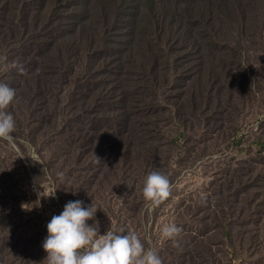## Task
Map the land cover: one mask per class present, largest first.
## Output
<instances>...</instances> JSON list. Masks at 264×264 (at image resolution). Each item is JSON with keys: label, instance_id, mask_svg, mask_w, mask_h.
I'll return each mask as SVG.
<instances>
[{"label": "rangeland", "instance_id": "obj_1", "mask_svg": "<svg viewBox=\"0 0 264 264\" xmlns=\"http://www.w3.org/2000/svg\"><path fill=\"white\" fill-rule=\"evenodd\" d=\"M72 1L50 20L51 0H0V83L16 91L15 147L0 139V264H47V224L75 200L97 208L101 235L133 231L163 264H264V0H235L248 7L223 10L207 38L175 24L173 53L155 59L127 55L121 35L86 58L81 38L99 27L91 0ZM63 43L74 86L61 82ZM152 171L173 185L154 209ZM170 222L175 240L161 235Z\"/></svg>", "mask_w": 264, "mask_h": 264}, {"label": "trees", "instance_id": "obj_2", "mask_svg": "<svg viewBox=\"0 0 264 264\" xmlns=\"http://www.w3.org/2000/svg\"><path fill=\"white\" fill-rule=\"evenodd\" d=\"M72 3V0H51L49 2L50 20L56 16L54 14L55 6L67 8ZM235 7L244 9L248 6L242 8L241 4L235 0H91L89 8L85 11L92 21L93 9L99 28L95 32H92V28L89 31V36L81 38V41L89 44L86 58L98 49L101 41L105 46L106 40L112 42L110 39L118 44L124 42L122 49L126 51L127 55L153 56L154 59L164 53L170 56L173 53L174 39L172 36L175 24L190 27L192 31L197 28V35L207 38L206 31L208 30L213 35L211 28L214 20H221L220 17L225 13L223 10H234ZM88 12L90 13L88 14ZM216 15L217 17H215ZM202 27H206L205 30ZM120 28L128 29L129 33L120 31ZM81 31L82 26L79 33ZM61 32H63L62 29ZM120 35L121 39L117 42L115 38ZM61 38L63 39L62 34ZM127 41L133 42L132 48L128 47ZM72 57L67 44H61V82L66 85L68 83L70 86H74V82L80 83L81 79L75 75L76 64L72 62ZM151 72H156V69L152 68ZM70 75L74 76L71 81ZM122 96L124 97V92ZM138 112L141 113L140 109H137V115ZM128 125L130 126V122ZM152 125L155 126V123ZM138 127L142 129L141 124ZM145 142H149V140ZM128 150L131 152L132 146L129 145ZM151 150L152 154L145 158V165H149L150 160L156 158L157 147L151 145ZM139 152L140 150H137L135 154H139Z\"/></svg>", "mask_w": 264, "mask_h": 264}, {"label": "clouds", "instance_id": "obj_3", "mask_svg": "<svg viewBox=\"0 0 264 264\" xmlns=\"http://www.w3.org/2000/svg\"><path fill=\"white\" fill-rule=\"evenodd\" d=\"M0 58V62L6 61ZM5 67L7 65L5 64ZM19 71L24 72L23 66ZM16 96L15 89L0 83V139L15 147L16 122L14 116L5 111ZM35 158V157H33ZM101 160L96 157V162ZM173 185L162 172H150L143 186V196L154 209L172 194ZM55 192L50 196H54ZM29 204H22L23 210H31ZM97 208L85 206L81 200L69 201L59 215H53L47 224V237L42 247L47 253V264H163L154 248L145 249L137 233L111 228L103 235L99 233L98 222L89 225ZM182 229L175 223H167L161 229L162 237L175 240Z\"/></svg>", "mask_w": 264, "mask_h": 264}]
</instances>
